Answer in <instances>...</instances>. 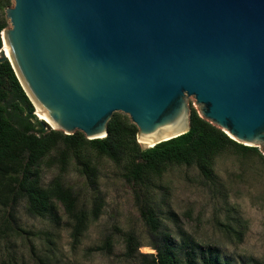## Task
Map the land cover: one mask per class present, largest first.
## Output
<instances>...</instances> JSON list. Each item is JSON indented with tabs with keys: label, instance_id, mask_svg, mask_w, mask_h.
Returning <instances> with one entry per match:
<instances>
[{
	"label": "water",
	"instance_id": "water-1",
	"mask_svg": "<svg viewBox=\"0 0 264 264\" xmlns=\"http://www.w3.org/2000/svg\"><path fill=\"white\" fill-rule=\"evenodd\" d=\"M1 35L33 106L88 139L126 113L143 150L199 115L264 156V0H13Z\"/></svg>",
	"mask_w": 264,
	"mask_h": 264
},
{
	"label": "rangeland",
	"instance_id": "rangeland-1",
	"mask_svg": "<svg viewBox=\"0 0 264 264\" xmlns=\"http://www.w3.org/2000/svg\"><path fill=\"white\" fill-rule=\"evenodd\" d=\"M13 4L10 0L9 6ZM0 16L9 26L5 8ZM188 103L196 109L193 97ZM33 114L42 118L36 106ZM96 160V190L104 206L78 242L73 241L72 222L60 203L45 216H32L23 202L12 208L0 201V264H140L136 254L125 255V238L132 233L142 243L140 252L155 253L151 244L156 233L141 215L145 205L159 218L157 235L167 233L181 257L213 254L222 264H264V156L258 149L223 151L210 180L194 167L173 165L142 186L129 183L117 163L105 157ZM74 167L69 165L64 180L89 205L91 190ZM57 172L58 167L44 164L43 183Z\"/></svg>",
	"mask_w": 264,
	"mask_h": 264
},
{
	"label": "trees",
	"instance_id": "trees-1",
	"mask_svg": "<svg viewBox=\"0 0 264 264\" xmlns=\"http://www.w3.org/2000/svg\"><path fill=\"white\" fill-rule=\"evenodd\" d=\"M10 0H0V9ZM8 27L0 16V49L2 31ZM137 126L122 113L114 112L107 122V135L88 139L83 132L65 134L62 130L42 128L33 114V104L22 88L8 59L0 61V201L15 207L25 203L28 214L45 216L54 203L62 205L72 222V237L78 242L91 221L98 219L104 206L97 192L99 167L96 159L108 158L122 167L129 182L142 186L161 177L170 166L194 167L205 179L214 177L215 160L223 151L237 153L257 151L258 147L238 143L227 133L190 110V130L174 138L161 141L143 150L137 141ZM85 178L90 188V204L79 190L64 180L69 165ZM58 167V172L46 184L42 181V166ZM150 231L156 233L151 244L155 253H142V243L134 234L125 238V255L136 254L140 264H222L213 254L196 257L192 253L179 256L170 236H158L160 221L150 206L141 207ZM193 250V249H192ZM191 250V251H192ZM190 252V251H187Z\"/></svg>",
	"mask_w": 264,
	"mask_h": 264
},
{
	"label": "bare ground",
	"instance_id": "bare-ground-1",
	"mask_svg": "<svg viewBox=\"0 0 264 264\" xmlns=\"http://www.w3.org/2000/svg\"><path fill=\"white\" fill-rule=\"evenodd\" d=\"M39 114H41V116H42V118H43V120H45V121H47L51 126H54L42 113H41V111L39 110ZM42 118H40V119H42Z\"/></svg>",
	"mask_w": 264,
	"mask_h": 264
}]
</instances>
